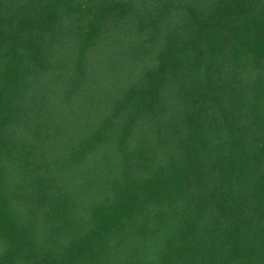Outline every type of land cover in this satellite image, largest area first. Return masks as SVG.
I'll use <instances>...</instances> for the list:
<instances>
[{
    "label": "trees",
    "instance_id": "16d2710c",
    "mask_svg": "<svg viewBox=\"0 0 264 264\" xmlns=\"http://www.w3.org/2000/svg\"><path fill=\"white\" fill-rule=\"evenodd\" d=\"M0 264H264V0H0Z\"/></svg>",
    "mask_w": 264,
    "mask_h": 264
}]
</instances>
